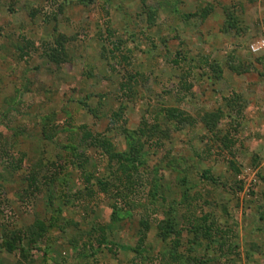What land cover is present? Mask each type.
Instances as JSON below:
<instances>
[{"label": "rangeland", "instance_id": "1", "mask_svg": "<svg viewBox=\"0 0 264 264\" xmlns=\"http://www.w3.org/2000/svg\"><path fill=\"white\" fill-rule=\"evenodd\" d=\"M56 33L66 55L52 61ZM230 99L217 128L236 139L229 151L201 115ZM171 107L188 121H166ZM99 132L117 151L143 143L142 185L130 191L117 173L119 210L96 186L85 205L68 198L87 193L74 147L94 181L110 176ZM166 214L176 249L175 234H159ZM206 214L224 232H197ZM51 215L29 256L7 249ZM176 252L183 264H264V0H0V264H166Z\"/></svg>", "mask_w": 264, "mask_h": 264}, {"label": "trees", "instance_id": "2", "mask_svg": "<svg viewBox=\"0 0 264 264\" xmlns=\"http://www.w3.org/2000/svg\"><path fill=\"white\" fill-rule=\"evenodd\" d=\"M55 39L53 41V43L50 44V48L53 49V56H52V61H56L57 59H59L62 55H66V50H65V45L63 44V40L62 38L59 37V33H56L55 35ZM53 44V45H52ZM32 46V43L30 41H27L25 44V47L22 46L21 49V53H20V59L24 57V55L29 54V47ZM54 55L55 59H54ZM57 57V58H56ZM179 59L180 57H176L175 59H173L174 63H179ZM182 59V58H181ZM129 81H134V77L133 75L130 76ZM129 81H125V83L122 82V88L123 89H127L130 87V83ZM185 84V82H183V85ZM185 88H187V86H183ZM188 90V89H187ZM228 106L231 107V109H229L227 112L219 107L213 111H207L205 113H203L201 115V121L203 123H205V125H207L208 129L211 131L212 134H214V136L217 138V140H221V143L223 144V146L226 149H229V151L231 150V148L236 144V139H234V136L226 133L224 135H220V133L217 131V128L220 125L221 120L224 117H229V118H233V113H231L230 111H232V107L234 106L233 103L235 102V100L230 99ZM240 112V109H239ZM122 114V112L120 111L119 113L115 112L114 115L115 116H120ZM161 115V114H160ZM162 117L168 121V122H172V120L174 119H179L180 117H182L183 119L181 120H187L186 117H183V114L181 111H179L177 108L175 107H171V108H167L164 110ZM146 122V121H145ZM145 122L143 121V123L145 124ZM194 122V121H192ZM156 125V124H154ZM158 126H153V129H151L152 133H156ZM146 132L148 133V129H146L145 127H143L141 129V134L140 136L146 135ZM126 135L128 138L129 135L127 134V131H125ZM88 132L85 130L84 133V138L86 139L88 136ZM82 137V142L83 144L85 143V139H83ZM152 143H157L156 141H152ZM95 147H99L101 148L105 153H107L109 155V177L105 178V179H97L94 181V175L92 172L88 171L86 169V165L85 162L87 163L88 160L86 159L87 154V149L86 150H80V148L78 147H74V151L72 152V154L77 157V159H81L78 160L79 162H77V166H78V170L80 171L81 175L83 177H85V185H84V189L85 191H87V193H84L82 190L78 189L75 190V192L71 193L68 198H73L74 200H76L78 202V204L81 205H85L87 203L86 202V198L89 196H92V194L95 193V186L97 188H100L104 193L107 194V196L109 197H113V199H116L114 201V203L112 204V208L113 210H119V204L122 201V199H120L121 193L124 192L123 191V185L122 184H116L115 181L117 180V173L121 172L123 173V175L126 176V179H124V181H128L129 182V190L130 191H134L136 186H141L142 182H141V176L139 175V177H135L138 176L137 172L140 168V165L142 164L141 161V157H142V148H143V143L140 140L139 137V141L132 144L129 140V150H123V151H117L116 150V144L114 142H112V140L110 138H108L104 133L99 132V134L95 137V143H94ZM66 148H69L70 145H66ZM87 147V146H86ZM58 163H53V165H57ZM37 177H32L33 182L35 181ZM120 181V183H125L123 180L118 179ZM51 181V180H49ZM34 185V184H33ZM33 185L30 187L33 188ZM116 186V187H115ZM116 191H114L115 188ZM40 190V188L38 186H35L33 190ZM64 197H62L63 199ZM68 200V199H66ZM193 216V215H192ZM191 216V217H192ZM57 216L55 215H51V217L48 219V221L46 220H38L36 222V225L34 227H29L23 231H20L19 235H16L15 237H13L12 240L7 239L4 241L5 246H7V249L12 251L14 249H16L17 247L20 248V250L22 251V256L23 257H27L30 255L31 251H30V247L31 248H38L37 245H39V243L44 242L46 239H48V232H49V228L53 226L54 222H56L57 220ZM189 221H192L193 219L190 218L188 219ZM209 220L207 214L202 217V223L200 225H196L194 226V228L196 229L197 232H201L203 234V236L205 237H209V238H214L215 236H218V234L224 232L223 228H221L219 225L216 224V222H212V223H207L206 221ZM146 226L148 227L149 224L147 222H145ZM178 223H176L175 221H173V219H171L170 215L165 216V218L160 221L159 223V227H160V231L159 234L162 238V241L166 242L172 235H176L177 236V240H174V244H175V249L180 245V241H179V237H180V230H176ZM103 232H105V229L103 227L100 228ZM192 230V229H191ZM146 233L145 231L143 232L142 236L139 238L138 240V244L135 247H132L131 249L134 252L137 253H143L144 251H146L145 249V245H144V237H145ZM106 237H103V239L100 240H105ZM24 241L27 242V247L26 245L23 243ZM105 242H109L108 240H105ZM111 244H114L113 242H110ZM89 245V244H88ZM114 245L117 246V244L115 243ZM30 246V247H29ZM92 248V247H91ZM95 250H93L94 252ZM174 254V252H173ZM187 256V255H186ZM189 259L193 260V262H187L184 264H205L206 261L204 258L202 257H188ZM166 264H183L181 263V254L180 253H175V255L173 256V261H169L166 262Z\"/></svg>", "mask_w": 264, "mask_h": 264}, {"label": "built area", "instance_id": "3", "mask_svg": "<svg viewBox=\"0 0 264 264\" xmlns=\"http://www.w3.org/2000/svg\"><path fill=\"white\" fill-rule=\"evenodd\" d=\"M253 49H254L255 51H257V50L260 49V47H258V46L256 47V46L254 45Z\"/></svg>", "mask_w": 264, "mask_h": 264}]
</instances>
